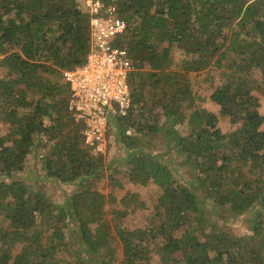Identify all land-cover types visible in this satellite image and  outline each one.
<instances>
[{
    "label": "trees",
    "instance_id": "obj_1",
    "mask_svg": "<svg viewBox=\"0 0 264 264\" xmlns=\"http://www.w3.org/2000/svg\"><path fill=\"white\" fill-rule=\"evenodd\" d=\"M116 4L126 23L118 44L128 49L133 69L130 108L110 118L109 131L126 150L128 179L160 189L158 220L124 227L122 219L142 205L138 192L117 201L94 187L108 163L83 146V124L68 111L62 72L84 62L90 49L81 0H0V123L7 127L0 134V264H264V115L253 93L264 94V0ZM173 47L185 54L177 68ZM213 66L222 80L209 99L234 125L228 133L215 112L196 106L188 79ZM183 123L186 134L176 127ZM154 136L192 164L190 185L149 151ZM38 147L47 148V177L79 184L66 203L30 192L20 177ZM206 201L248 214L250 233L222 231ZM108 203L116 205L111 219L104 218Z\"/></svg>",
    "mask_w": 264,
    "mask_h": 264
},
{
    "label": "rangeland",
    "instance_id": "obj_2",
    "mask_svg": "<svg viewBox=\"0 0 264 264\" xmlns=\"http://www.w3.org/2000/svg\"><path fill=\"white\" fill-rule=\"evenodd\" d=\"M82 1L83 0H81V3ZM172 55L174 57L173 67L177 68L179 67L178 65L181 58L184 57L185 54L179 49L173 47ZM221 71V68L217 69L213 66L206 71L197 74L190 72L188 74V79L197 97L195 102L196 106L215 112L218 117L217 126L223 133H228L234 128V125L228 121L226 116L222 115L219 106L209 99L214 87L222 80ZM254 77L260 79V75L257 71H254ZM253 93L259 98L261 105L259 110L264 115V94L260 93L258 90H254ZM181 108L185 113H188V110H186L185 107L182 106ZM148 113L149 112L146 111L145 114ZM113 116L114 115L111 117ZM176 127L181 134L187 133V126L185 123L177 125ZM6 129V125L0 123L1 135L5 133ZM261 129L264 130V123L262 124ZM83 146L86 148L88 147L85 144ZM148 149L151 153H158L157 155L159 156V159L168 166L174 178L180 183L188 186L194 181V169L192 164L186 160L183 153L172 148L171 144L167 147L165 140L163 141L160 136L152 137L151 142L148 144ZM46 151L47 148H33L26 156L24 169L22 173H20V177L24 180L30 192L43 193L49 200L59 204L66 203L69 195L77 190L79 184L61 183L54 178L47 177L45 170L42 168V158ZM125 155L126 150L124 147L116 143V141L114 142L112 133L109 131L107 150L102 154L105 163H108V167L104 170L102 177L95 181L94 187L105 195H113L116 197L117 201L127 191L138 192L142 205L135 212L125 216L122 219L121 224L129 229L136 227L144 228L148 227L150 224L149 227H151L158 220V217L155 215V206L157 204V197L161 193L160 189L152 182L141 185L130 181L127 176L128 165L124 160ZM198 196L201 199V195ZM205 205L208 207L207 215L218 228H221L222 231H227L236 236L250 233L247 223L248 214L235 216L224 210V208L215 207L210 201H206ZM113 207H116L114 203H108L106 212L104 213L105 219H111V210ZM73 227L74 225H71L69 221V224L65 228V232L70 233V231L73 230ZM154 227H156V225ZM112 236L113 244L118 245L119 242L117 238L114 234ZM160 241L161 237H156L154 243H157L158 245ZM156 248L157 246L152 252V261L158 263L159 255L156 253Z\"/></svg>",
    "mask_w": 264,
    "mask_h": 264
},
{
    "label": "built area",
    "instance_id": "obj_3",
    "mask_svg": "<svg viewBox=\"0 0 264 264\" xmlns=\"http://www.w3.org/2000/svg\"><path fill=\"white\" fill-rule=\"evenodd\" d=\"M116 2L82 1L90 16V49L84 62L62 71L70 86L68 111L83 124L84 144L95 155L107 150L111 116L126 115L131 105L128 78L133 64L128 49L118 44L126 23Z\"/></svg>",
    "mask_w": 264,
    "mask_h": 264
}]
</instances>
